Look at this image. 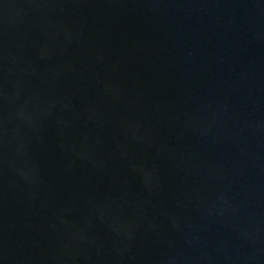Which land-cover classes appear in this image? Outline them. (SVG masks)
I'll list each match as a JSON object with an SVG mask.
<instances>
[{
  "label": "water",
  "instance_id": "95a60500",
  "mask_svg": "<svg viewBox=\"0 0 264 264\" xmlns=\"http://www.w3.org/2000/svg\"><path fill=\"white\" fill-rule=\"evenodd\" d=\"M0 264H264V0H0Z\"/></svg>",
  "mask_w": 264,
  "mask_h": 264
}]
</instances>
